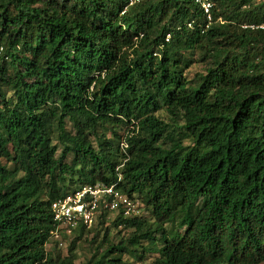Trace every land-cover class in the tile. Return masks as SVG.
<instances>
[{"label": "trees", "instance_id": "1", "mask_svg": "<svg viewBox=\"0 0 264 264\" xmlns=\"http://www.w3.org/2000/svg\"><path fill=\"white\" fill-rule=\"evenodd\" d=\"M211 15L0 0V264H264V0ZM97 183L138 212L49 250L52 201Z\"/></svg>", "mask_w": 264, "mask_h": 264}, {"label": "built area", "instance_id": "2", "mask_svg": "<svg viewBox=\"0 0 264 264\" xmlns=\"http://www.w3.org/2000/svg\"><path fill=\"white\" fill-rule=\"evenodd\" d=\"M138 1L130 0V4ZM198 1L210 21L214 0ZM241 26L252 30H264V21L244 22ZM51 208L55 222L52 236L60 246L66 244V238L71 236L79 226L92 227L97 216L103 212H117L121 209L126 215L138 212L133 199L114 186L100 183L76 188L70 193L56 198L52 201Z\"/></svg>", "mask_w": 264, "mask_h": 264}, {"label": "rangeland", "instance_id": "3", "mask_svg": "<svg viewBox=\"0 0 264 264\" xmlns=\"http://www.w3.org/2000/svg\"><path fill=\"white\" fill-rule=\"evenodd\" d=\"M134 203H135V208L137 210H139L138 206L140 205V203L137 202V201H134ZM119 212L120 211H117V212H106V214L103 216V220L105 221L104 225H110L111 221H113L115 219V217L118 215ZM95 222H96V220H95ZM95 222H94L93 226L95 225ZM98 222H99V218H98L96 223H98ZM101 234L102 233H100V235ZM89 237H91V235ZM66 245L67 244H65L63 246H60L59 248H61V250L63 252H65L66 249H67ZM91 247H92V243L85 242V243H80L79 244V248L77 249V254H78V259L76 260L77 263H79L85 256H90V252H91V250L93 248V247L92 248ZM47 248L50 250L52 248V246L49 244V245H47Z\"/></svg>", "mask_w": 264, "mask_h": 264}, {"label": "clouds", "instance_id": "4", "mask_svg": "<svg viewBox=\"0 0 264 264\" xmlns=\"http://www.w3.org/2000/svg\"><path fill=\"white\" fill-rule=\"evenodd\" d=\"M55 241L58 242L56 239L53 238L52 233H51L50 241L46 244V246L49 245V244L52 246ZM58 246L60 247L59 244H58Z\"/></svg>", "mask_w": 264, "mask_h": 264}]
</instances>
